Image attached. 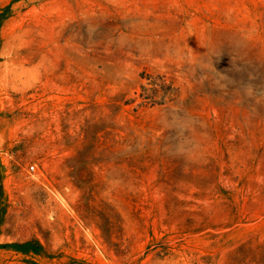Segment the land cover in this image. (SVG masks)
Segmentation results:
<instances>
[{
    "label": "rangeland",
    "instance_id": "1",
    "mask_svg": "<svg viewBox=\"0 0 264 264\" xmlns=\"http://www.w3.org/2000/svg\"><path fill=\"white\" fill-rule=\"evenodd\" d=\"M0 264H264V0H0Z\"/></svg>",
    "mask_w": 264,
    "mask_h": 264
},
{
    "label": "built area",
    "instance_id": "2",
    "mask_svg": "<svg viewBox=\"0 0 264 264\" xmlns=\"http://www.w3.org/2000/svg\"><path fill=\"white\" fill-rule=\"evenodd\" d=\"M31 170H33V167H31Z\"/></svg>",
    "mask_w": 264,
    "mask_h": 264
}]
</instances>
